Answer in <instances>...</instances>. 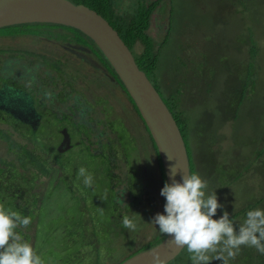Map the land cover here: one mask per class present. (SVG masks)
Returning a JSON list of instances; mask_svg holds the SVG:
<instances>
[{
    "label": "rangeland",
    "instance_id": "rangeland-1",
    "mask_svg": "<svg viewBox=\"0 0 264 264\" xmlns=\"http://www.w3.org/2000/svg\"><path fill=\"white\" fill-rule=\"evenodd\" d=\"M112 1L115 12L128 22L134 19L141 20L142 13L154 9L153 19L151 16L150 26L145 30V34L155 44L163 43L158 51L157 81L165 98L168 97L179 109L186 108L183 121L187 125L185 142L194 166L192 172H198L208 181L206 193L211 194L215 191L218 202L224 206L218 209L217 215L213 218L218 219L224 211L229 214L235 213L245 205L249 206V203L261 200L263 203L254 209L264 208V0ZM114 10L110 11V14L114 13ZM22 25L1 28L0 38L3 39H0V46L5 50L33 51L47 60L54 56L53 62L63 67L65 77L78 82L77 89L81 88L79 91L82 97L87 99L83 86H79L86 82V79L80 80L87 71L89 72L86 76L91 79H97V75L101 72H97L80 60L78 62L77 58L64 47L70 44L92 48L89 39L76 29L67 26L47 23ZM142 50L144 46L141 44L135 48L138 54ZM61 58L62 60L68 58L71 61L61 63ZM45 59L38 61L39 65L36 63L31 65L32 58H13L10 59L8 66L24 87H30L38 76L47 82L49 77H54L53 73L40 65L48 64ZM112 77L114 78V75ZM185 78H189L190 86L186 84ZM107 81L99 80L98 83L102 84L101 90L98 86L85 87L89 88L90 96L95 98L96 105L102 102L98 101L96 96L108 98L115 106L117 115L131 122V130L135 134L133 143H140L143 148L141 154L129 150L127 154L129 166L120 160L117 161L115 173L118 174L119 179L115 181V186L120 190L129 178L134 185L135 200L136 197L139 199L143 195L142 182L147 192V201L143 198L139 199L131 206V215L124 214L134 217L136 230H129L121 223L119 230L112 226L114 232L105 236L106 241L101 239V251L106 258L112 255L109 261L114 264L126 253H130L131 247L139 248L165 235L152 222L156 213L164 212V202L162 203L163 197L160 195L161 167L156 152L154 154L152 150L151 136L144 122L135 117L133 111L131 112L132 103L129 95L124 94L114 85L115 81L113 83ZM87 82L90 83L89 80ZM124 95L126 98L123 97ZM18 101L24 102L25 99L21 98ZM104 107L106 110L107 106ZM116 111H113L114 117ZM96 114L104 120L102 107L96 108ZM107 114L111 115L110 107L107 108ZM122 119L114 121L120 132H122L119 128ZM128 121L125 123L130 124ZM67 122L69 121H62L59 117L54 118L55 128L43 134V138L51 137L50 140L47 139L49 145L56 143L59 137L58 130ZM79 124L84 130L85 125L81 122ZM52 126L54 127V124ZM121 126L124 128L122 124ZM103 131L104 126H101L93 135L96 136ZM109 135L110 131L107 130V136ZM0 145L2 150L0 163H3L4 157L1 156L7 155L4 153H8L9 148L2 143ZM88 154L86 150L70 155L75 159L72 179L83 186L82 178L77 179V170L81 166L87 168L94 175L93 186L97 195L102 196L100 200L109 199L110 168L107 165L100 169L96 168V172L93 171L98 161ZM56 157L59 161L65 162L64 156L56 155ZM7 159L10 161L14 156L9 155ZM42 160L47 173L52 169V165L43 159V156ZM23 173L27 174L25 170ZM60 180L63 183L69 182L65 177ZM25 182L29 183L27 179ZM44 185L46 183L42 184ZM83 191L86 193V188H83ZM83 191L82 187H75V196L68 204L70 207L68 213H62L60 208L62 204L67 203L65 199L73 196V193L71 191L52 193L51 189L46 192L40 208L32 206L29 211L30 214L27 216H30L31 220H39L36 218L37 214L46 216L47 219L55 217L49 229L43 228L38 231V234H41L35 241L34 249L42 256L44 264H69L67 258L73 255L75 243L74 239L69 241L64 237L60 226L64 223L62 219L67 217L69 221L65 224L76 229V221L82 216L77 209L82 201L92 208L94 212L92 216L99 223V228L104 229L106 221L110 227L109 216L112 208L109 209L106 205V210L101 213L94 201L83 197ZM123 200L127 202L128 198L124 197ZM3 205L10 208V203ZM41 211L45 213H39ZM235 223L239 225L243 221L239 219ZM34 231L35 228L32 227L30 229L32 236ZM70 233L73 236L71 230ZM104 241L109 243L105 244ZM108 245L113 249L110 250ZM244 247L247 246H242L241 249ZM186 250L187 248L184 251ZM215 254L217 253H208L210 262L216 260ZM106 262L107 259L101 264ZM200 264L204 262L201 261Z\"/></svg>",
    "mask_w": 264,
    "mask_h": 264
},
{
    "label": "flooded vegetation",
    "instance_id": "flooded-vegetation-1",
    "mask_svg": "<svg viewBox=\"0 0 264 264\" xmlns=\"http://www.w3.org/2000/svg\"><path fill=\"white\" fill-rule=\"evenodd\" d=\"M69 1L74 3L75 1L80 0ZM89 43L92 48H85L70 44H66L67 46L64 47L66 51L77 58L78 62L80 60V62L86 64L92 69H95L97 72H101L102 74L97 75V79H91L86 76L89 71L85 72L83 76L84 78L80 81H84L86 79V82L79 84V86H102L101 83H98L101 79H106L113 83L115 78L112 77L113 74L111 69L106 65L101 55L95 49L96 46L94 43L90 40ZM12 50L13 49L5 50L0 46V128H6L10 134L12 132H17L18 134H15V137L18 139L23 137L22 129L26 127H29V129L39 133V140L42 142L44 149H48L47 160L52 165V169H49V173L46 175L54 181L52 187L48 186L45 181L44 183H46V185L42 186L43 183L40 184L36 191L35 189L29 190L28 187L31 183H21L22 176L20 171L16 174L8 173V171L11 170L8 168V165H11L8 164L9 160L7 157L12 155V152L8 150V153H4L7 155L1 156L4 157V162L0 163V171L3 170V173L0 175V203H10V209L19 212L23 216H27L30 214L29 211L32 206L40 208L43 202L42 199L45 197L46 192L49 189H51L52 193H55V191L70 192L68 188L62 186L63 182L60 180L62 177H65L68 181L72 180V172L75 169V159L70 155H73V153L79 154L80 152L87 150L89 152L88 155L93 156L98 161L93 170L96 172V168L98 167L100 169L101 167H106L108 165L110 168L116 165L118 149L116 143L114 142V140H116L114 132L116 129L113 128L115 126L112 122L114 119L110 118L108 121L105 120V122H102V119L96 117V109H94L93 113L90 112V120L94 118L93 123L90 120V123L85 122L84 118H87L89 112L88 109L90 108L81 102L84 100L83 97L77 94V92L70 87L74 86L70 82V79L58 71V64H53V59L55 58L54 56L47 60L44 57L35 54L33 51H19L18 49L15 51ZM82 57H86L89 62H86ZM13 58H32L30 61L31 65L34 63L39 65L38 61L45 59L48 64L44 65L41 63L40 65L46 67L48 71L54 74V77H49V81L47 82L38 76L37 79H34L32 82V86L24 87L14 76L15 72L8 66L10 64V59ZM64 59L70 60L68 58ZM60 60L61 63L67 61L62 60V58ZM95 70L94 72L97 74ZM87 80H89L90 83L87 82ZM91 81H93V83ZM116 86L120 85L116 84ZM21 98H24L25 101H18ZM57 117H59L62 121L69 122H67L64 126L59 123L62 125V128L58 130L59 137L56 139L55 144L50 143L49 145L51 137L43 138V134H47L50 130L55 128L56 123H54V118ZM99 119L102 122L99 127L104 126V131L94 136L93 133L99 128L96 126L91 128V126ZM79 122L85 125L84 130L81 128ZM52 124H54V127ZM124 125L127 127L126 123ZM128 126L130 125L128 124ZM64 129L66 131L68 130V135L66 136ZM107 130L110 131L109 136H107ZM0 143L9 148V143L5 142L1 138ZM0 151L2 150L0 149ZM56 155L64 156L65 162L59 161ZM5 160L7 164H5ZM19 169L21 168L19 167ZM45 178L47 177L45 176L41 178L38 183H41V180H45ZM115 179H113V181ZM110 180L112 179L110 178ZM24 183H26V186ZM58 184L61 185L58 186ZM142 186L144 187L143 182ZM94 188L95 186L92 187V189ZM37 192L40 194L38 195ZM71 197L65 200H70ZM98 197L101 198L102 196L98 195ZM69 208L70 207H68V210ZM39 213L45 212L41 211ZM52 213L56 214V212ZM62 213L65 212L62 211ZM36 218L39 220H31L32 222L26 228L17 229L33 247H35L36 237L41 234H38V231L43 228L49 229L51 221L55 220V217L47 219L46 216H40L39 214H37ZM32 227L35 228L34 236L30 234V229ZM70 230L72 231L73 236L71 235ZM63 233L64 237H66L69 241L74 239V229L65 228Z\"/></svg>",
    "mask_w": 264,
    "mask_h": 264
},
{
    "label": "trees",
    "instance_id": "trees-1",
    "mask_svg": "<svg viewBox=\"0 0 264 264\" xmlns=\"http://www.w3.org/2000/svg\"><path fill=\"white\" fill-rule=\"evenodd\" d=\"M112 2H113L112 0H82V1L80 0V1H75L74 4H77V5L78 4H84V5H87L91 8H93L95 11L102 14L109 21V23L112 25V27L118 31V33L121 35L124 42L128 45V47L132 51V53L135 57V60L137 62V65L139 66V68L142 71H144L146 73L147 77L153 83V85L156 87V89L159 92V94L161 95L162 99L164 100V102L168 106L169 110L173 114V116H174V118H175L181 132H182V135L186 141L185 132L187 130V125L183 121L184 120V112H185L186 108L184 107V108L179 109L171 100L168 99L167 96H166L167 98H165V95L162 94L164 92L161 91L160 83L157 81V77H156V75L158 74L157 71H158V67H159V55H158L159 54L158 51L160 49L159 46H161L163 43L160 45H157V44H155V42L152 41V39L150 37H148L145 34V30L150 26V18L154 12V9L148 10L147 12L142 13L141 14V20L134 19V21L128 22V21H125L127 19L122 17V15L119 16L115 12L114 4H112ZM112 10H114V13L110 14V11H112ZM107 16L110 18H108ZM25 25H28V24H25ZM57 26H63V25H57ZM70 28H72V27H70ZM80 33L83 34L82 32H80ZM84 36H86V35H84ZM138 44H141L144 46V50H142V52L140 54L136 53V51H135V48ZM95 49L101 55V57H102L103 61L106 63V65L111 69L112 74L114 75L116 84L120 85V86H118L120 88V90L124 94L129 95L127 90L125 89L123 83L121 82V80L119 79L117 74L115 73L114 69L112 68V66L110 65L109 61L106 59L104 54L100 51V49L97 46L95 47ZM54 63L55 62H53V64ZM57 68H58V71L61 74H63V72H64L63 67L58 65ZM158 77H159V75H158ZM189 78H190V76H189ZM189 78H185V82H186V84H188L190 86V84H189L190 81H188ZM70 82L74 85V86H70V87L73 90H75L77 92V94L82 96V94L79 91L81 88L77 89V87H76V86H78V82L71 81V79H70ZM107 82H111V81L108 80ZM116 84H114V85H116ZM83 89H84L85 95L88 98L87 99H86V97L83 98L84 100H82L81 102L91 109V110L88 109V111H89L88 116H87V118H84L85 122L90 123L89 122L90 115H91V113L94 112V109H96L97 107H102L104 114L106 115V116L104 115L105 118H104V120H102V122H105V120L108 121L110 118L114 119V120H112V122H113V125L115 126L113 128L116 129V131H114L115 136H116V140H114V142L116 143L117 149H118L117 161L120 160L128 166V157H127L128 155L127 154L129 153L130 149H132L133 151H138V153H140V154L143 152V148H141L142 144L137 143V142L133 143L135 134L131 130L132 129L131 126H128V124H127V127H126L124 125L125 124L124 122H126L128 120H126L125 118L122 119L121 118L122 116L117 115V111L115 109V106L109 102L110 100H108V98L96 96V99L98 101H100V100L102 101L100 103V105H98V104L96 105L95 98L90 96L91 92L89 91V88L83 86ZM98 89L101 90L100 86H98ZM123 97L126 98L125 95ZM130 100L132 103V106L129 104L131 109H132L131 112L133 111L135 113V117H137L138 119L143 121V119H142L139 111L137 110V108H136L133 100L131 99V97H130ZM126 102H127V100H126ZM104 106H107V108L110 107L111 115L107 114V108L105 110ZM113 111H116L115 117L112 115ZM122 115H123V113H122ZM96 117H97V114H96ZM97 118H99V117H97ZM93 119L94 118H92V120H90L92 123H93ZM116 119H122L120 121V127H119L122 130V132H120L116 128V123L114 122V121H116ZM102 122L100 119L97 120L94 124H92L91 128H93L94 126L99 128V125ZM129 123H130L129 125H131V122H129ZM121 124L124 126V128L121 126ZM144 124H145V122H144ZM146 129H147V127H146ZM64 132H65V136L68 135V131L65 130ZM148 132H149V130H148ZM15 134H18V133L12 132L10 134L6 128H4V127L0 128V138L2 140H4L5 142L9 143V150H10V152H12V155L14 156V159H12L8 162V164L11 165V166L8 165V168L11 169L10 171H8V173L16 174L20 171L21 176H22L21 180L25 182V180L27 179L31 183V185L28 187L29 190L35 189V191H36L37 187H39V185L44 183L45 181H46L48 186L52 187L54 184V181L52 179L48 178V176L46 175L49 172H47V173L45 172L44 162L42 160V156H43V159L47 160L48 149H44L42 142L39 140V138H40L39 133L29 129V127H26V128L22 129V136L23 137H21L20 139L16 138ZM89 136H90V133H89ZM21 140H25V141H21ZM151 141L153 143L152 150H153L154 154L156 152V155L158 157V162H159L160 167H161L162 173L160 172V178H161V184H162V188H163L164 183L167 181L165 171H164V167H163V163H162V160H161L160 155L158 153L156 144H155L152 137H151ZM129 143H130V146H128ZM26 153L28 154V156H26ZM188 156L190 159V166H191V172H192L194 169V166L192 164V161H191V158L189 155V151H188ZM5 164H7L6 160H5ZM19 167L21 169H19ZM116 167H117L116 165L113 167H110V170H109V176L112 179V180H109L110 181V186H109L110 191H108L109 193L106 191L108 194H110L109 199L100 200L102 197L101 198L98 197V195L96 193V189L95 188L92 189L93 185L91 187H86L85 185L81 186L79 183L75 182L76 181L75 179H72L69 182H64L62 185V186H65L66 188H68L69 191H71L73 193V196L71 197V199L66 200L67 203L61 205L60 210L64 211L65 213L69 212V210H68L69 205L68 204L70 201H73V198L75 196L74 189L76 186H78V188L82 187V191H83V188H86V193L83 191V195H84L83 197L90 198L92 201H94L95 204L98 205V210L101 213H103L104 210H106V205L109 209L112 208L111 209L112 213L109 216L110 217V224H109L110 227H108V224L106 221V223L104 225L105 228L102 229V228H99L100 227V226H98L99 223L92 216L94 212L92 211V208L89 207L88 203H86L84 201H82L80 203L79 208L77 209V212H79V214H81L82 216L80 217V219L78 221H76V223H77L76 229L74 226H72L74 229L75 251H74L73 255L70 256L71 258H69V259L67 258V261L69 264H101L102 261H104L105 259L108 260V262H106V264H111L112 261H109V260H110V258H112V255H110L108 258H106L104 253L100 249L101 239H105V236H108V233L114 232V230L111 229L112 226L114 227V229L116 228L117 230H119V226L122 223V219L124 217V214H127L130 216L131 215V212H130L131 206L134 205L136 202H138L139 199L143 198V199H145V201H147V192L145 191V187H143V186H141V190L143 192L142 197L139 199L136 197V200L133 198L136 193H135L134 185L131 182V179H129V178H127L126 184L123 185L120 190L117 189L119 187L115 186V181H117L119 179V176H118V174L115 173ZM24 170L27 172V174L23 173ZM2 173H3V170L0 171V175ZM45 176L47 178H45V180H43L41 183H38V181ZM113 179H115V180L113 181ZM36 182H37V184H36ZM21 183H23V182H21ZM60 185L61 184H58V186H60ZM39 194L40 193H38V195ZM124 197L128 198L127 202H125L123 200ZM148 202L151 203V201L149 199H148ZM163 202H164V204L166 202L164 197H163L162 203ZM262 203H263V200L255 202V203L251 202V203H249V206L245 205L241 210H238L237 212L230 214V218L233 219L234 222H236L239 219H241V221H244L246 219V213L249 210L254 209V207H256L257 205L262 204ZM62 221H64V223L60 227L63 230L65 228H70V226H68V224H65V223H68L69 218L64 217L62 219ZM111 223H112V225H111ZM116 233H117V231H116ZM100 236H101V238H100ZM166 236L167 235L165 234L161 238L157 239L156 241L147 242V243L141 245L139 248L131 247L130 253L129 252L126 253L119 260L115 261L114 264H121L125 260H127L128 258L132 257L133 255L138 254L142 251H145L147 249H150V248L158 245L160 242H162L165 239ZM116 237L118 238L119 236H116ZM75 238L77 239L76 241H75ZM105 241H106V239H105ZM105 241H104L105 244L109 243V242H105ZM144 245H146V246H144ZM107 247L110 250L113 249L110 245H108ZM217 254H215V255H217ZM90 257H92V259H90ZM169 264H192L191 254L186 250V251H184V253L181 256H179L177 259H175L173 262H171ZM210 264H222V261L216 259V260L210 262ZM228 264H264V255L260 254L254 247H244L240 250V253L236 256L235 259H229L228 260Z\"/></svg>",
    "mask_w": 264,
    "mask_h": 264
},
{
    "label": "clouds",
    "instance_id": "clouds-1",
    "mask_svg": "<svg viewBox=\"0 0 264 264\" xmlns=\"http://www.w3.org/2000/svg\"><path fill=\"white\" fill-rule=\"evenodd\" d=\"M170 170L171 183L166 181L160 190L165 198L164 212L156 213L152 222L161 233L172 238L177 247H186L191 254L192 264H210L208 253H218L217 260L228 264L235 259L242 246L254 247L264 255V208H255L246 213L242 224H236L227 211L214 219L218 209L224 206L218 202L216 192L206 193L208 181L198 172L181 173ZM86 187L94 183V175L81 166L77 179ZM30 216H23L0 204V264H44L34 247L17 229L31 223ZM122 224L129 230H136L134 217L124 216ZM226 254V255H225ZM152 264H167L159 251L153 250Z\"/></svg>",
    "mask_w": 264,
    "mask_h": 264
},
{
    "label": "water",
    "instance_id": "water-1",
    "mask_svg": "<svg viewBox=\"0 0 264 264\" xmlns=\"http://www.w3.org/2000/svg\"><path fill=\"white\" fill-rule=\"evenodd\" d=\"M30 23L72 27L86 35L104 54L133 100L163 163L166 180L170 170L191 172L190 159L182 132L156 87L142 71L121 35L93 8L69 0H0V29ZM83 49V48H82ZM86 62L89 60L82 57ZM166 236L158 245L133 255L121 264H152L153 250L159 251L167 264L177 259L186 247H177Z\"/></svg>",
    "mask_w": 264,
    "mask_h": 264
}]
</instances>
